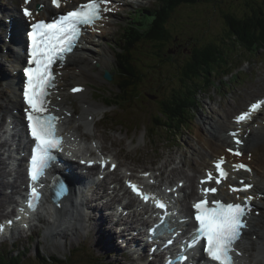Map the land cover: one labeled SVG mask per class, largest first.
Masks as SVG:
<instances>
[{
  "label": "rangeland",
  "instance_id": "1",
  "mask_svg": "<svg viewBox=\"0 0 264 264\" xmlns=\"http://www.w3.org/2000/svg\"><path fill=\"white\" fill-rule=\"evenodd\" d=\"M78 1L84 0H68L70 3L68 5L71 6L73 3ZM157 3L158 0H142V2H136L128 5L126 7L129 8L128 10L115 14L116 16L112 18L114 23L111 32L103 33L101 36H97L98 42L96 46L98 50L94 51L95 58H97V68H101L103 64L101 59L105 56V54L106 58L110 61V64H112L111 68H113L114 65L119 64L116 56V50L119 49L118 44L126 43V36H124L125 33L123 30L127 23L131 20L127 16L131 15L132 11L154 8ZM259 4H264V0H200L195 5H184L179 7L174 13H172L171 16H173L169 24L172 37L166 42L167 46H162V44H159L161 47H158L155 44H152V46H148V44L145 45L148 48L147 52H149L147 54H150V56L145 57L146 59H150L151 51L154 53L156 48H158L157 51L161 54V57L156 59L157 62L155 61V63L160 64V67L157 69L160 73L156 72L154 78L160 85H162L163 89L161 90V98L152 97L145 101L143 99L137 101L134 100L132 105L129 104L131 107H127V118L119 119L124 116L125 113L123 112L125 109L121 110L117 107H110L106 104L103 98H111L112 93L117 92V85L112 83V78L108 80L105 76L106 72L110 71L111 68H106L104 71L105 81L97 87L100 93L96 91V89L94 90L89 86H84L85 84L82 85L90 91V98L94 100L96 104L105 107L103 111L96 113L95 115L94 120L96 122L98 121V124L94 125L92 123L91 126H88L93 130L92 132L94 136L93 139H87L84 141V150L87 151L89 147H92L93 151L90 152L98 154L100 150H97V144L100 141L99 139H101L105 144V146L101 148L103 149L104 154L116 156L119 163L122 161L123 164L130 162L131 164L129 166L131 168L134 167L137 173L144 171L151 173V171L158 168L163 161L168 159L170 156H173L172 152L176 153L179 163L180 161L183 163L184 159L195 160L193 157V150L195 149H199L201 152H207V154H202L203 156L206 155L207 160H210L211 156L204 145L205 142H200L199 138V131H205L204 137H207L208 133H206L207 129L199 128V124L202 122L201 117L202 115L205 117L206 114L208 115L212 110H214V112L211 113V116L214 115V118L222 120L225 117L226 112L224 106L228 104L229 107L227 111L229 113V118H233L235 114L241 110V108H239L241 105L242 107L245 106L255 97H264V44L255 47L252 49L253 51H250V49L246 48V46H248L246 42L244 43L231 39L228 43H226L222 49V53L225 52V55H221L220 61L222 58L226 57L227 64L222 60L219 65L221 68H215L216 72L215 70L213 71L215 75L212 78L216 85L214 84L212 86L211 84L203 86L204 82L202 81V84L197 88L187 86L184 91H176L179 84H177L178 79L175 78L177 74L175 66L176 63L182 59L184 53L187 52L186 50L193 49L195 45L204 47L210 42L221 44L222 37H224L222 35L226 34L225 31L227 29L225 22L226 13L229 12L237 15H245L248 11L247 9H249L248 5L255 7ZM258 9L259 8H257V10ZM260 9L262 10L263 8ZM138 12L136 11V14ZM258 17H261L260 13H258ZM142 18H144L143 21ZM139 19H141V22L146 20L144 16ZM3 32V41L5 43V29ZM134 34L135 33L129 36L136 38L137 35ZM133 42L134 41H132L131 44ZM170 42H173L174 46L170 44ZM173 50L175 53H173ZM1 51L2 49H0V52ZM170 54H174V58L168 56ZM3 62L6 63V60ZM77 64L80 63L77 61ZM222 65H224L223 67H226V69L223 68ZM120 84L122 85L121 81ZM72 86H76V84L71 83L67 86L68 90H66V95H68L69 91H71L69 88ZM5 89H7V87H5ZM9 90L10 89H7V91ZM85 91L83 92L81 90L78 92L79 94L72 93V95L70 94L69 96L71 100L83 105L82 100L83 96L85 97L86 95ZM93 91L95 92L96 97L91 94ZM10 92L11 90L8 94H10ZM13 93L14 92L11 93L12 96H18ZM183 94L188 95L189 99L198 101L196 107L190 108V111L193 113L191 120L182 127H176L174 125L172 127L170 124L167 129H164L163 126L158 128V124L161 123L158 121V110L160 108L165 107L164 109H166L168 107L164 106V101L174 105V102L178 100V98L182 97L180 100L187 98L181 96ZM12 99L15 100V98ZM182 106L183 105H180L179 107L183 109ZM1 109L3 110L1 112L2 114L0 113V120L5 123L4 119L7 116L6 113H8V110L6 109V104H2L0 99V111ZM104 115H108L105 120L102 119ZM112 116H115L118 119H114ZM263 118L264 114L260 117V119H258L259 122L256 121V123H261ZM254 126L255 125L253 123L249 127L254 129ZM170 127L173 128V130H168ZM151 129H154L153 131H157V133H154L153 139L150 138V136L153 135L150 131ZM114 138L116 140H114ZM121 140L123 142H121ZM0 143L2 142L0 141ZM184 163L187 165V170L192 172L189 167L190 162L187 161ZM120 167V169H123V167L124 169L127 168L126 165H122ZM168 169H170V166H168ZM119 171L121 170H118V172ZM159 178H164L166 180H164L163 183L168 181L167 175L166 177L160 176ZM176 178L175 180H172V185H174L180 177ZM123 179H125V177ZM243 179L244 178H241L240 181ZM51 232L52 231L49 227L41 229L32 235H29L30 232H27L25 234L27 239L25 241H20L14 246H12L13 241H10L8 244L10 247H17L20 249L21 254L23 255V264H39V258L45 257H49L52 260L54 257L64 259L66 262L63 264H94L91 258L93 255L91 254L97 253V250L93 248L90 249L89 243L86 241L79 242L72 235V237L69 238L55 237L51 234ZM29 236L32 237L29 238ZM257 237L258 235L255 236V238ZM120 248L121 247L118 246L117 249L119 250H110V253H112L110 257L105 256L104 259H98L100 262L99 264H123V261L121 262L120 259ZM98 252L101 253H97L98 255H104L101 251ZM66 257H70L69 260H67ZM128 259H132L131 255Z\"/></svg>",
  "mask_w": 264,
  "mask_h": 264
},
{
  "label": "bare ground",
  "instance_id": "2",
  "mask_svg": "<svg viewBox=\"0 0 264 264\" xmlns=\"http://www.w3.org/2000/svg\"><path fill=\"white\" fill-rule=\"evenodd\" d=\"M18 1H20V0H11L10 1L11 2L10 4H12L14 6L13 8H15V10L12 11V8H10L11 12L10 13L8 12L9 15L14 16L16 19V32H15L16 38H15V34L13 32L14 26H12L11 23L7 24V23L2 21L5 17V15H7V14L0 15V49H2V51L0 52V99L1 100L4 98H7L6 95H8V92L10 91V90L7 91V89H11V88L15 87L13 84L10 85L9 82H7V87H9V88L5 89L6 86L4 85L5 81H9V75H11V68L15 67L16 69H18L20 66L18 64H22V61H21L22 57H23L22 54H20L18 52V50H15L14 47L12 46L13 44H16L17 46L21 47V45L25 44V39L23 36V28L26 26L27 20L19 11ZM111 1L113 2V4L115 5L116 8L121 6L122 10H124L128 6V3L131 2L130 0H111ZM138 1H140V0H138ZM37 2L44 3V8L40 11L41 15H43V16H41L42 18H46L47 15L55 8L53 3H52V0H31L32 7H35ZM169 2H170V0H169ZM163 4H165V3H163ZM65 6H68V5L66 4ZM65 6H63L62 9H64ZM5 8H6V6H5ZM153 11H155V10H153ZM114 12L117 13L118 10H115ZM166 12H168V11H166ZM161 14H160V17L162 16ZM147 15H148V13H147ZM38 17H40V16H38ZM166 18L167 17H165V19ZM143 19L144 18H142V21H143ZM147 19L149 20V18H147ZM150 19H151V17H150ZM139 20L141 22V19H139ZM148 20H146V21H148ZM168 22H169V20H168ZM134 23H135V21H134ZM110 24H111V21L110 22L109 21L101 22L99 24L100 28L103 29V33L111 32ZM139 25H140V23H139ZM122 26H123V24H122ZM4 29H5V43L3 41V36H4L3 30ZM168 30H169V28H168ZM10 32L12 34L11 38L8 37V34ZM132 32H134V31H132ZM167 32H169V31H167ZM125 34H124V36H125ZM129 35H131V32ZM136 35H139V33H136ZM128 37H130V36H128ZM131 37H130L131 40H135L136 38L139 39L138 37H140V35L136 38L133 37L134 39H132ZM17 40L20 43H18ZM85 40L87 41V44H85V46H83V49H82L83 53L80 54L77 52V53L71 55L69 60H68L67 65L60 67V69L59 68L57 69L59 77L56 81L58 83L56 91L57 90H60V91L56 92V96L58 97V101L59 100H61V101L59 102V106L52 104L53 110H56L58 112V114L63 117L62 118V127H66L65 133L70 134L71 145H74L76 143H78L79 145H82V144H84L85 140L93 139V136H94V134L92 132L93 130L91 128H89L88 126H91L92 123L94 125L98 124V121L96 122L94 120L95 115H96V113H100L101 111H103L105 107L96 104L95 101L90 98V91L84 87H83L82 91L83 92L85 90H87V91H85V93H86L85 97L82 95L83 96V100H82L83 105L76 103L74 100H71V98L69 96L70 94L72 95V93H73L72 91H69V93L67 92L68 95H66V90H68L67 86L71 83H79L81 85L85 84L84 86H86V87L89 86L95 90L97 87L100 86V84L102 82L105 81V79H104L105 69L111 68V66H112V64H110V61L108 60V58H106V54H105V56L102 57V59H101L102 60L101 62H103L101 68L96 67L97 58H95V55H94L95 50L92 49V45H95L98 42L96 34L90 33L89 35H87L85 37ZM170 44H172L174 46L173 42L172 43L170 42ZM126 46H128V45H126ZM202 48H204V47H202ZM145 51H148V49ZM188 55L190 56L189 53H188ZM5 60H6V63L3 62ZM77 61L80 64H77ZM223 66L224 65H222V67ZM219 67L216 69L221 68V67L220 68ZM223 68L226 69V67H223ZM215 72H216V70H215ZM206 74H207V72H206ZM211 74H213V73H211ZM214 75H215V73H214ZM206 77H208V76L206 75ZM106 78L108 80L110 79L108 77H106ZM203 78H205V77H203ZM13 79H16L19 82H21L23 80V76L20 74H17V75H15V77ZM223 86H222V88H223ZM96 91H98V90H96ZM91 94L94 97H96V94L94 91ZM122 99H123V97H122ZM125 101H126V99H125ZM125 101H124V103H126ZM3 103L6 104V109L8 110V113H6V114H9L13 108L20 109L22 107V100L19 97L15 98V100H13L11 98L9 102L2 101V104ZM228 107H229L228 104H226L224 106L225 111H226L225 112L226 119L224 117L222 120H219V119L214 118L213 117L214 115L211 116V113H213L214 110H212L208 115L206 114L205 117L203 115L201 117L202 122L199 124V128L200 129H202V128L207 129L206 133L207 132L208 133H207V137H204L205 131H202V130L199 131V138H200V142H205L204 145H205L209 155L211 156L210 160H212L214 157H216L217 153H222V151H224V147L226 145H229L230 143H232L231 136L229 135V131L231 129L230 126H232L234 122H233L231 117L229 118V113L227 111ZM2 110L3 109H1L0 113L2 112ZM17 118L19 120H21L22 122H24L23 121V112H19V114L17 115ZM92 120H94V121H92ZM225 124H226V126H225ZM4 128H5V123L2 122V120H0V131L3 130ZM249 128H250L249 125L247 126V128H245V131L247 133H248V131H250V135L248 138H244L246 143H245L244 147H242V149L244 150L245 154L243 156V159H241V160H245L246 162H250V164H252L254 166V172H253V175H251L249 172H242L240 174V178L246 177L249 183H254L253 191L256 192L258 195H261V200L262 199L264 200V118L259 125L254 126V129H249ZM234 129H236V128H234ZM99 140L100 141L98 142L97 145L99 146V143H100V145L102 147H104L105 146L104 142L101 139H99ZM114 140H116V139L114 138ZM121 142H123V141L121 140ZM188 142H189V140H188ZM67 143L70 144V142H67ZM4 145H5L4 142L0 143V220L8 214L7 205L16 200V196L21 192V185H22L23 181L26 179V176L24 174L23 169L19 167L20 169L18 171L17 178L14 180H10V171L5 170V169L9 168V163H7L6 160L2 157V155H3L2 148ZM88 149H90V147ZM202 153L207 154V152H205V151L201 152L199 149H195V150H193V157L195 160H191V159L185 160L184 159V162H187V161L190 162L189 167H190L192 172H189L187 170V165H185L184 162L182 163V161H180V163H181L180 164L177 160L176 153L172 152L173 156H170L168 159L163 161V163L161 165H159L158 168H156L155 170H152L150 173V177H149L150 180L155 178L157 182L159 181L160 176L166 177V175H167V179L171 180V181L175 180L176 177H180V178H178L179 180L177 182H179L180 180H186L187 185L183 189L184 197L182 199V204L186 207L185 214L187 217L191 216V214H192V210L190 208L189 200L191 198H194L197 196L199 174L202 173V171H203V168H201V166H203L205 168L209 164V161H207L206 155L203 156ZM249 156H250V159H249ZM82 158L87 159V162L89 161L88 157L79 156L76 161L71 160L68 163V167H70L74 173H75V171H78V169L83 168L82 163L80 162ZM115 158H116V156H115ZM116 160L119 161L117 158H116ZM207 162H208V164H207ZM130 164H131L130 162H126L123 164V161H122L121 163H119V165L117 167L118 169L116 168V170L110 174L112 176L109 179H112L113 180L112 182H110L109 179H105L103 181H98V182L92 184V188H89V189L88 188H82L80 182L76 178H73L72 189H73L74 193L72 194L71 197L66 199V207L64 209V215H68V214L73 215L74 214L75 219L76 220L78 219L82 222L81 226L76 225V221H71L70 223H68L67 226L60 228V229H57V226H53V227L50 226V229L52 231L51 234L55 237H60V238H69V237L74 236V238L79 242L86 241L87 243H89L90 249L93 248V249L97 250L98 254H101L98 252V251H101L102 254H104L105 256H109V257L112 255V253H110V250H116L118 246H120L122 248V246H123L122 243L126 242V243H128V246L124 250L120 248L121 262L123 261V264H135V259H134L133 253L130 252L128 249L129 248V236H128V234H129V231H131L133 229V227L131 225H127L124 228H122L123 223L121 222V220L119 218L114 217L113 212H112V209L115 206L114 205L115 202L109 199V196L111 193V190H110L111 185L113 184L114 181L118 180L119 183H121V181L124 177L129 178V179H132V177H135V180H137V178H140L139 175L133 176V175L128 174V172L135 171L134 167L131 168L129 166ZM122 165L127 166L126 170L120 169V166H122ZM168 166H170V169H168ZM110 167H111V163L109 164V168ZM118 170H121V171L118 172ZM96 171H97L96 168H90L89 171L87 172V174L88 175H96V174H98V172L96 173ZM158 172H160V173H158ZM139 173H148V171L139 172ZM88 175H84V176L87 177ZM162 180H165V179L162 178ZM84 183H89V182L85 181ZM239 185H240V183H239ZM4 189H7V190H4ZM125 191L128 192V189L125 188ZM85 194L87 195V197L85 199V204L87 205V208L89 209V213L84 214V212H83V214H82V211L80 212L79 208L72 210L71 206L74 205V200L76 198H81V196H84ZM260 207H261V204L258 205L257 210H260ZM122 219H125V218L122 217ZM189 224H191V222H189ZM246 234H247V236L245 237V239L242 241V244H241L242 245L241 250H243L245 255H246L245 256L246 260L245 261L243 260L244 264H264V210L262 211V213L259 216H255L253 218V221L251 222L250 229L247 231ZM257 235H258V237L255 238V236H257ZM141 238L145 242V243H143V246L145 248L147 246L148 242L145 241L144 235H141ZM117 250H119V249H117ZM130 255H131L133 260L128 259V257Z\"/></svg>",
  "mask_w": 264,
  "mask_h": 264
},
{
  "label": "snow or ice",
  "instance_id": "3",
  "mask_svg": "<svg viewBox=\"0 0 264 264\" xmlns=\"http://www.w3.org/2000/svg\"><path fill=\"white\" fill-rule=\"evenodd\" d=\"M29 3L30 0H25V5ZM52 3L57 8L61 7V0H52ZM110 3L111 0H87V3L50 22L36 19L33 11L27 6L22 9L24 16L31 21L30 31L27 33L30 41L28 66L23 70L27 78L23 97L28 105L25 109L26 128L34 145L31 149L29 168V176L33 182H38L52 162L57 159L55 153L63 151V138L57 132L59 118L51 114L47 107L49 103L48 90L53 86L55 80L53 65L57 61H63L66 54L73 51L84 26L94 25L98 20L104 18V13L113 10L109 7ZM81 90L77 87L71 91L76 93ZM261 104H264V101L251 104L249 111L240 114L236 118L237 121L242 122L248 119L251 112L257 110ZM232 135L237 136V133L233 132ZM236 143L240 144L242 141L237 138ZM228 151L237 157L243 155L239 150L228 149ZM88 163L93 162L89 161ZM224 163L223 158L219 159L215 163L216 175L209 172L201 183L207 184L214 180L219 185L222 179H227L228 173L223 167ZM101 166H107V161L102 160ZM116 167V164L111 165L112 169ZM234 167L237 170L243 169L251 172L249 165L243 162L236 163ZM144 175L147 176L148 173H144ZM126 183L130 190L145 203H152L156 208L164 210L160 224L151 230L152 238H155V234L168 224L169 217L175 213L169 211L167 202L156 194L144 191L140 185L131 181ZM229 187L230 191L239 193L247 192L253 186L241 181V187ZM63 190L64 186L61 185V191ZM202 191L204 198L192 205L196 222L195 230L191 233L189 240L182 245L177 257L170 259L168 264H187L188 251L196 249L198 244L206 257V264H234L232 255L236 251L234 245L240 239L242 230L246 228L245 217L252 211L253 197H244L243 203H225L220 199L210 198L217 193V187H204ZM40 197L41 193L37 188L31 187L26 201L27 208L35 211ZM54 202L58 203L55 196ZM20 210L23 212L24 208L22 207ZM19 218L17 217V219ZM7 223L10 226L12 221ZM4 229L5 225H0V233ZM168 231L175 232V229L169 228ZM201 241L204 243L200 244ZM167 243L171 244L173 241L169 240Z\"/></svg>",
  "mask_w": 264,
  "mask_h": 264
},
{
  "label": "trees",
  "instance_id": "4",
  "mask_svg": "<svg viewBox=\"0 0 264 264\" xmlns=\"http://www.w3.org/2000/svg\"><path fill=\"white\" fill-rule=\"evenodd\" d=\"M199 1L200 0H170L169 2V0H160V4L157 7L158 9L157 8L142 9L139 11L140 14L143 13L145 15L146 20H148L147 18H149L150 20V21L148 20L149 22L146 20L144 22H140L139 19L132 18V20L124 27L125 30L123 31L124 33H126L125 35L126 43L118 44L120 48V51L118 53V59L121 67L120 70L118 69L117 72H115L117 77L120 78L118 81L120 89L119 92L116 94L118 100L112 98L111 101L109 102L110 105L116 107L121 106L120 108L122 110L125 109V111L123 112L125 113L126 111H128L127 107L130 106L129 104H132L134 100L137 101L143 99L145 101V100H149V98L152 97H156L159 99L161 98V90L163 89L162 85H160L157 82V80L154 79L155 73L156 72L160 73V71L157 70L160 67V64L155 63V61L156 59H159L161 57V54L159 53V51H157L158 48H156L154 53H152L151 51L150 59L148 58L146 59L145 57L150 56V54H147L149 52L145 50H147L148 48L147 46L144 45H147V43L148 46L149 45L152 46V44H155L158 47H161L159 46V44H162V46L166 45V42L172 37V33L169 27V24L173 16V15L171 16V14L174 13L179 7H182L184 5L192 6L198 3ZM263 7L264 4H259L255 7L252 5L250 6L248 5L249 9H247L248 11L245 15L244 14L237 15L235 13H229V12L226 13L225 22L227 29L225 31L226 34L222 35L224 37H222L221 44H218L216 42H210L209 44L206 45L207 47L204 46V48L200 47L199 45L197 46L195 45L193 49L191 50L187 49L186 50L187 52L184 53L182 59L179 60V62L176 63L175 66V70L177 73L175 78L178 79L177 84H179L176 91H180V92L184 91L187 86L197 88L202 84V81L204 82L203 86L205 85L208 86L210 84L211 86L214 85L215 83H213V78H212L214 75L213 71L215 68L219 67L222 60L227 64L226 57L222 58L221 61L220 58L222 54L225 55V52L222 53V49L224 45H226V43H228L231 39L238 40L239 42H244V43L246 42L248 44V46L246 47L251 50L255 47L264 44V8ZM257 8L259 9L257 10ZM260 8L263 9L261 10ZM159 13L160 14L162 13L161 17ZM258 13L261 14L260 15L261 17H258ZM165 17L167 18L165 19ZM132 31H134L135 34L139 33L140 37H138L139 35H137L139 39L136 38L135 40H131L130 39L131 36L128 37L130 32L131 35H133L134 32ZM167 31H169L170 33ZM131 38L133 39V37ZM132 41H134L133 42L134 45L130 44ZM125 44L128 45L129 47L126 46ZM175 51L173 53H175ZM188 53L190 54V56L188 55ZM168 56L174 57V54H170ZM206 75L208 77H206ZM203 77L205 78L203 79ZM120 81L122 82V85L120 84ZM112 83L115 84L116 82L113 81ZM184 95L185 94L181 96L187 98L184 100H180L182 97L178 98V100L174 102V105L172 103H166V101H164V106H168V107L166 109H164L165 108L164 107L158 110L157 113V115H159L158 121L161 122L158 124L159 125L158 128H160V126H163L165 129H167L170 124L172 125V127L173 125L176 127H181L182 124H185L190 120V115H191L190 108L193 105H195L197 101L189 99L188 95L185 96ZM123 100L126 103H124ZM180 105H183L182 106L183 109L179 107ZM125 115L119 119L127 118V116ZM118 121L121 122L120 120ZM153 130L154 129H151L150 131L154 132ZM168 130L171 131L173 130V128L170 127V129ZM0 264H20L19 258L17 257V253L15 251H9L8 249L2 250L0 253Z\"/></svg>",
  "mask_w": 264,
  "mask_h": 264
},
{
  "label": "water",
  "instance_id": "5",
  "mask_svg": "<svg viewBox=\"0 0 264 264\" xmlns=\"http://www.w3.org/2000/svg\"><path fill=\"white\" fill-rule=\"evenodd\" d=\"M106 76H107L108 78H111V74H109V73H107Z\"/></svg>",
  "mask_w": 264,
  "mask_h": 264
}]
</instances>
